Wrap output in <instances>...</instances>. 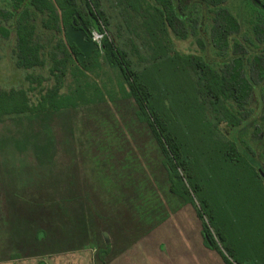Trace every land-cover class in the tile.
Returning a JSON list of instances; mask_svg holds the SVG:
<instances>
[{
  "label": "trees",
  "instance_id": "obj_1",
  "mask_svg": "<svg viewBox=\"0 0 264 264\" xmlns=\"http://www.w3.org/2000/svg\"><path fill=\"white\" fill-rule=\"evenodd\" d=\"M11 1L17 37L14 62L27 73L29 86L0 89V122L76 109L90 91L81 86L65 91L70 63L79 71L76 78L105 63L118 71L121 90L134 100L139 122L153 133L170 192L196 209L205 246L216 251L224 264H264L260 173H264V12L247 8L241 17L228 7L231 0H149L145 24L154 53L141 69L110 33V23L96 1ZM77 14L92 28L95 19L103 36L94 55L84 62L78 59L79 49L66 39V49L54 50L38 41L39 18L42 29L61 33L67 32ZM170 33L183 41L195 39L201 53L175 51ZM45 68L48 86L47 78L34 74ZM94 89L101 92L97 86ZM223 124L234 133L251 125L263 150L260 160L237 138H226ZM43 158L38 155L39 161ZM33 205L47 211L48 230L37 229L38 242L48 241L50 247L56 214L62 216L65 245L79 240L85 247L90 242L87 203L53 200ZM106 253L101 250L99 258Z\"/></svg>",
  "mask_w": 264,
  "mask_h": 264
},
{
  "label": "rangeland",
  "instance_id": "obj_2",
  "mask_svg": "<svg viewBox=\"0 0 264 264\" xmlns=\"http://www.w3.org/2000/svg\"><path fill=\"white\" fill-rule=\"evenodd\" d=\"M94 1L107 17L110 33L119 46L127 52L137 68L142 69L154 53L149 49L152 39L145 24L148 23L149 0ZM239 1L231 0L228 7L245 17L239 8ZM12 5L11 0H0V89L7 90L29 86L27 73L18 70L14 62L17 37L15 18L10 17ZM39 21L40 44L48 50L58 47L66 49L67 32L46 31ZM169 39L171 47L181 54L201 53L195 39L183 41L172 33ZM206 54L210 57V48ZM70 64L65 91L80 86L88 88L87 99L80 102L76 109L66 112L35 119L9 118L0 122V165H17L31 170L33 174L42 172L44 168L37 157L48 138L47 143L55 147L50 155L51 165H64L70 169L73 164L75 167L72 171L81 180L75 178L77 184L83 185L84 177L90 181L88 204L91 211L95 212L97 202L99 214L95 213L98 218L102 219L104 215L113 217L131 234L135 232V236H138L130 243L134 246L132 249L128 251L125 247L121 255L123 264H135L141 255L137 250H141L151 264H224L216 251L205 246L202 222L194 206L184 203L170 192V182L157 141L149 127L139 122L134 100L126 97L121 90L122 80L118 71L102 62L101 68L76 78L75 73L79 71ZM34 74L47 78L45 86L51 84L47 68L36 69ZM96 86L101 92H95ZM255 104L256 101L252 102V105ZM221 131L226 138L235 137L242 147L251 148L256 160H260L258 154H262L263 150L259 149L260 140L251 125L240 127L234 133L223 124ZM69 142L74 144L76 154H67L71 149L68 147L73 146ZM13 183L11 180V186ZM110 183L114 188L110 187ZM143 212L149 213V218L144 217ZM4 214L7 217V213H1L2 216ZM6 220L0 219V223ZM104 221H107L106 217ZM154 222L153 229L140 234ZM9 238L7 232L0 229V264H40V260L44 264H97L93 249L56 252V247L32 252L30 255L40 254L33 260L2 261L5 255L15 252L7 248ZM109 239L113 244L114 239L111 236ZM160 245L164 246L163 250ZM45 253L48 255L44 256Z\"/></svg>",
  "mask_w": 264,
  "mask_h": 264
},
{
  "label": "crops",
  "instance_id": "obj_3",
  "mask_svg": "<svg viewBox=\"0 0 264 264\" xmlns=\"http://www.w3.org/2000/svg\"><path fill=\"white\" fill-rule=\"evenodd\" d=\"M52 114L39 116L38 118L47 117ZM46 141L48 142V138ZM47 142L45 143L46 146L42 147L41 153L39 152V155L44 157L43 162L39 161L37 157L38 162L44 168L43 171L38 174H33L31 170H26L23 167L13 164L10 166H5L4 164L0 165V219L2 221L7 218L4 223H0V229L2 231H6L10 237L7 240V248L15 250L14 254L5 255L2 261L13 262L24 259L33 260V258H38L40 254L33 253L30 255L32 252H41L40 250L47 251L56 247V252L73 251L74 249L83 248L93 249L96 253V258L94 260L95 263L123 264L124 261L121 259V255L125 252V247L128 251L132 249L134 246L130 243H133L132 241H134L138 236H135V232L131 234L128 229L119 224V221H116L113 217L108 218L104 215L102 219L97 218L95 213L97 212V214H99L97 202H95V212L91 211V207L88 204L90 201V195L88 194L91 187L90 181H87V178L84 177L82 179L83 185L77 184L75 178L79 181L81 180L76 172L72 171L74 166L73 164H71L72 166L70 165V169L64 165L52 166L49 160L55 147ZM69 144L73 146L68 147L71 149L68 150L67 154H76L73 150L75 149L74 144L72 142H69ZM70 172L73 173L71 174ZM11 180L14 181L12 186ZM110 187L114 188L111 183ZM53 200L58 203H64V201H81L87 203V223L90 230V242H88L85 247L79 246V240L65 245L64 235L62 232L63 221L60 214H56L57 220L55 233L52 235L53 241H50V247L48 245V241L38 242L36 240L35 233L37 229L48 230L46 222L47 211L45 208L38 209L33 204L47 203L48 201ZM1 213H7V217L5 214L2 216ZM149 215V213H144V217L149 218ZM105 217L107 221H104ZM154 225L155 222L151 227H148L149 229L147 228L140 234L148 233L151 229H153ZM110 236L111 239H114L113 244H110ZM106 237L108 241L106 240ZM160 246L163 250L164 246ZM101 250L107 251L104 255V259L99 258V252ZM137 251L141 252V255L137 260H135V264H151L148 260H146V256L141 250ZM16 255H20L21 258L16 259ZM43 255L47 256L48 254L45 253ZM39 263L44 264L42 260H40ZM153 264L157 263L153 262ZM158 264L161 263L159 262Z\"/></svg>",
  "mask_w": 264,
  "mask_h": 264
},
{
  "label": "water",
  "instance_id": "obj_4",
  "mask_svg": "<svg viewBox=\"0 0 264 264\" xmlns=\"http://www.w3.org/2000/svg\"><path fill=\"white\" fill-rule=\"evenodd\" d=\"M76 16L77 21L82 28L77 31V23L76 21H73V23L68 27L66 39L70 46H76L79 49L80 53L78 55V59L80 62H84L94 55V52L99 48V44L93 40V35L82 23L81 17L78 14ZM96 32H100L98 27H96ZM260 173L264 176V173L261 170ZM106 240L108 241L107 237Z\"/></svg>",
  "mask_w": 264,
  "mask_h": 264
},
{
  "label": "flooded vegetation",
  "instance_id": "obj_5",
  "mask_svg": "<svg viewBox=\"0 0 264 264\" xmlns=\"http://www.w3.org/2000/svg\"><path fill=\"white\" fill-rule=\"evenodd\" d=\"M239 5H240L239 8H241V10L243 11V14H245V11L247 10V8H252L253 10L257 12H264V0H240ZM93 22H94L95 27L92 28L88 26L87 24H85L82 20V23L87 27V30L92 35L94 34V32H96V27H98L95 19H93ZM76 23H77L76 30L79 31L82 27L77 20H76Z\"/></svg>",
  "mask_w": 264,
  "mask_h": 264
},
{
  "label": "built area",
  "instance_id": "obj_6",
  "mask_svg": "<svg viewBox=\"0 0 264 264\" xmlns=\"http://www.w3.org/2000/svg\"><path fill=\"white\" fill-rule=\"evenodd\" d=\"M103 36L100 35L99 33L97 32H94L93 34V40L98 43L99 45L101 44V40H102Z\"/></svg>",
  "mask_w": 264,
  "mask_h": 264
}]
</instances>
